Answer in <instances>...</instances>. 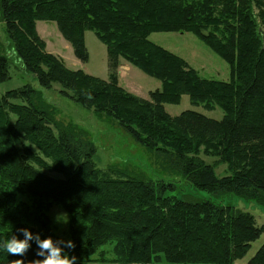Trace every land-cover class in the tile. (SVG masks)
<instances>
[{
	"label": "trees",
	"instance_id": "obj_1",
	"mask_svg": "<svg viewBox=\"0 0 264 264\" xmlns=\"http://www.w3.org/2000/svg\"><path fill=\"white\" fill-rule=\"evenodd\" d=\"M0 8L13 53L42 89L59 85L62 96L116 121L195 190L264 207V0H1ZM38 21L54 22L82 63L84 33L92 31L106 47L107 80L46 52ZM177 32L191 33L221 58L230 80L204 79L148 39ZM120 60L160 88L148 99L127 92L118 82ZM7 68L0 52V82L9 78ZM183 95L193 106L218 107L222 119L192 110L171 117L163 105L179 104ZM42 100L30 86L0 96V264L43 259L35 241L23 257L5 251L12 235L23 238L20 228L71 240L75 248L65 252L75 264H234L263 233L249 212L164 197L163 185L116 166L96 167L87 134L57 120ZM201 156L225 164L226 175L218 177ZM54 206L67 216L66 239L54 232ZM247 264H264V244Z\"/></svg>",
	"mask_w": 264,
	"mask_h": 264
},
{
	"label": "rangeland",
	"instance_id": "obj_2",
	"mask_svg": "<svg viewBox=\"0 0 264 264\" xmlns=\"http://www.w3.org/2000/svg\"><path fill=\"white\" fill-rule=\"evenodd\" d=\"M1 2V0H0ZM36 31L46 43V52L60 57L71 70H81L84 73L107 80L108 62L106 47L101 43L92 31L84 33L85 47L88 52V60L85 63L79 61L70 44L61 36L54 22L38 21ZM149 41L169 52L181 57L188 65L196 70L200 77L208 80H230L228 65L214 54L206 45L191 33H153L148 37ZM0 52L8 60L9 78L0 82V96L6 92L30 86L39 91L42 101L50 104L56 110V119L63 124H72L87 134L88 139L95 147L93 160L96 167L104 169L108 166H116L126 169L130 175L142 176L161 187L164 197H173L182 200L207 199L222 205H230L245 212L251 213L258 227H264V207L252 201H246L233 194L216 195L206 191L195 190L171 165L163 162L162 157L148 151L134 141L116 121L98 115L92 110L81 107L67 97L59 93V85L54 84L51 89H42L36 77L27 72L16 58L6 35L4 23L1 19L0 8ZM121 70L118 74L119 85L127 92L140 98L148 99L149 92L160 88V81L154 79L138 68L124 60H120ZM124 65V66H123ZM16 104H26L21 100H13ZM165 112L171 117L180 115L186 110L196 111L207 118L221 120L223 112L215 107L213 110H205L201 106H193L187 95L181 97L179 104H164ZM14 120V116L11 115ZM207 164L215 166V174L218 177L226 175L225 164H217L216 158L201 156ZM59 176L58 174H54ZM54 221V232L61 238H67V216L58 207L54 206L48 212ZM66 231V233H65ZM264 244V231L260 237L251 244L246 255L235 261L234 264H247L248 260ZM96 264V263H93ZM113 264V263H102ZM152 264H170L165 261Z\"/></svg>",
	"mask_w": 264,
	"mask_h": 264
},
{
	"label": "clouds",
	"instance_id": "obj_3",
	"mask_svg": "<svg viewBox=\"0 0 264 264\" xmlns=\"http://www.w3.org/2000/svg\"><path fill=\"white\" fill-rule=\"evenodd\" d=\"M22 233L23 238L19 239L17 236L12 235L3 244V248L8 254L23 257L31 248V242L35 241L38 251L36 255L43 257L41 260H34L31 264H75L76 257H69L65 249H74L75 244L71 241L53 240L51 237L41 239L40 235L33 234L27 228H20L17 230ZM63 244L62 248L60 245ZM11 264H24L22 259H16Z\"/></svg>",
	"mask_w": 264,
	"mask_h": 264
},
{
	"label": "crops",
	"instance_id": "obj_4",
	"mask_svg": "<svg viewBox=\"0 0 264 264\" xmlns=\"http://www.w3.org/2000/svg\"><path fill=\"white\" fill-rule=\"evenodd\" d=\"M121 64L122 63H120V66L118 67V74L120 73V70H121ZM124 66V65H123Z\"/></svg>",
	"mask_w": 264,
	"mask_h": 264
}]
</instances>
